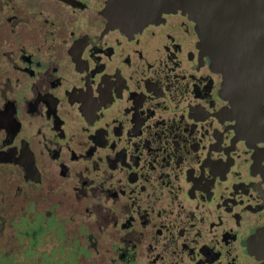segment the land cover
I'll return each instance as SVG.
<instances>
[{
	"label": "flooded vegetation",
	"instance_id": "af4514ba",
	"mask_svg": "<svg viewBox=\"0 0 264 264\" xmlns=\"http://www.w3.org/2000/svg\"><path fill=\"white\" fill-rule=\"evenodd\" d=\"M114 3L0 0V181L110 264H261L264 50H237L232 101L197 29L209 2Z\"/></svg>",
	"mask_w": 264,
	"mask_h": 264
},
{
	"label": "rangeland",
	"instance_id": "374dc122",
	"mask_svg": "<svg viewBox=\"0 0 264 264\" xmlns=\"http://www.w3.org/2000/svg\"><path fill=\"white\" fill-rule=\"evenodd\" d=\"M12 183L0 181V264H110L88 247L84 235L76 238L77 223L60 222L59 211ZM36 229L40 232L33 237Z\"/></svg>",
	"mask_w": 264,
	"mask_h": 264
},
{
	"label": "water",
	"instance_id": "95a60500",
	"mask_svg": "<svg viewBox=\"0 0 264 264\" xmlns=\"http://www.w3.org/2000/svg\"><path fill=\"white\" fill-rule=\"evenodd\" d=\"M114 2L116 0H110V4L115 5ZM129 2L130 9L133 6L139 7L140 0H129ZM208 2L209 5L204 7L203 11V8H201L197 14V29L204 45L210 52L215 69L223 71V66L225 67L226 77L230 79L229 83L231 84L227 86V89L233 101L236 98L234 83L239 84L246 80V77L239 75V64L243 66L245 63L238 61L237 50L240 48L257 49V52L264 50V0H204V3ZM239 3H241L240 6ZM221 4L229 5L230 9L227 7L224 10L225 7ZM159 9L164 10L167 8L159 6ZM129 16L133 15L130 14ZM146 18L141 13L138 22L142 24L145 20H148ZM223 57H231L233 61L223 60ZM257 57V61L249 60L251 66L246 68L248 71L259 73L261 72L260 67H262V72H264V62L260 61V56L257 55ZM253 65L257 66L258 70H254L255 66ZM227 69L230 71L227 72ZM257 78L262 93L264 91V75H258ZM237 87L239 88V86ZM261 108L260 113L263 117L256 120V128L264 142V107ZM248 123L250 124L251 120H248ZM249 128L255 130L254 122ZM254 253L258 258L263 259L261 264H264V244L260 248H255Z\"/></svg>",
	"mask_w": 264,
	"mask_h": 264
}]
</instances>
